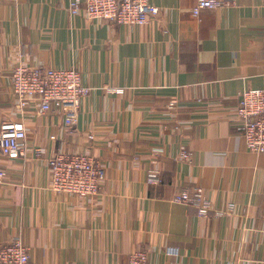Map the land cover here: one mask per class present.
<instances>
[{
	"label": "crops",
	"instance_id": "obj_1",
	"mask_svg": "<svg viewBox=\"0 0 264 264\" xmlns=\"http://www.w3.org/2000/svg\"><path fill=\"white\" fill-rule=\"evenodd\" d=\"M73 1L0 0V125L28 133L24 156L0 151V247L21 236L39 264H127L138 249L150 264H264V153L236 115L244 89L264 88V0L199 17L198 0H149L160 13L145 25L90 19ZM19 63L81 72L92 89L74 127L56 108L20 109ZM59 153L97 160L98 194L51 188ZM185 186L205 189L209 215L174 201Z\"/></svg>",
	"mask_w": 264,
	"mask_h": 264
},
{
	"label": "built area",
	"instance_id": "obj_2",
	"mask_svg": "<svg viewBox=\"0 0 264 264\" xmlns=\"http://www.w3.org/2000/svg\"><path fill=\"white\" fill-rule=\"evenodd\" d=\"M236 0H198L193 8L199 17L205 8H229ZM71 9L83 10L90 19L105 20L124 25H145L160 13L157 5L149 0H74ZM13 91L21 110L38 105V112L44 113L52 108L60 110L65 123L71 128L78 121L81 103L91 92V87L83 82L81 72L73 67L57 68L42 65L17 64L12 72ZM122 92L123 89H116ZM239 119L238 130L244 136L251 152L264 153V88H246L240 93L236 106ZM27 129L23 122L3 120L0 125V151L10 156L25 155ZM94 139L93 134L88 136ZM190 151L184 150L181 157L189 159ZM51 170V188L57 192H67L81 196L99 193L106 172L97 160L85 153H59L48 160ZM4 172L0 171V181ZM161 182L159 168L147 172V183L156 185ZM174 201L197 208L201 216L212 211L211 199L202 187H182ZM235 204L230 203L227 210L215 214L230 213ZM170 254H177V248H168ZM0 264H39L31 260L28 249L21 236L0 247ZM127 264H150L147 249L134 250Z\"/></svg>",
	"mask_w": 264,
	"mask_h": 264
}]
</instances>
